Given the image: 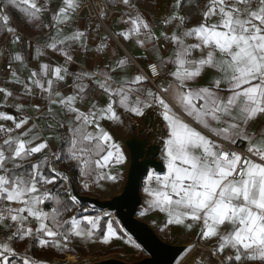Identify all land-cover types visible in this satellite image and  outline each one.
<instances>
[{
  "label": "snow or ice",
  "instance_id": "1",
  "mask_svg": "<svg viewBox=\"0 0 264 264\" xmlns=\"http://www.w3.org/2000/svg\"><path fill=\"white\" fill-rule=\"evenodd\" d=\"M13 13L48 30L35 69ZM0 33V264H79L28 254L36 250L140 247L75 188L123 179L128 156L117 136L150 112L163 168L139 173V215L158 210L165 227L214 240L193 264H264V0H0ZM76 52L92 70H69Z\"/></svg>",
  "mask_w": 264,
  "mask_h": 264
},
{
  "label": "water",
  "instance_id": "2",
  "mask_svg": "<svg viewBox=\"0 0 264 264\" xmlns=\"http://www.w3.org/2000/svg\"><path fill=\"white\" fill-rule=\"evenodd\" d=\"M134 130L117 136L128 156L121 189L108 197L81 192L75 194L81 203L99 211L110 212L120 222L124 232L146 253L140 259L126 260L118 256L99 258L89 264H176L194 241L164 238L153 222L139 215L144 207L139 173L145 168H163L160 159L162 128L158 120L143 119Z\"/></svg>",
  "mask_w": 264,
  "mask_h": 264
},
{
  "label": "crops",
  "instance_id": "3",
  "mask_svg": "<svg viewBox=\"0 0 264 264\" xmlns=\"http://www.w3.org/2000/svg\"><path fill=\"white\" fill-rule=\"evenodd\" d=\"M102 1L104 2V0H102ZM199 2H203V0H199ZM148 11L151 12L152 15L155 16L156 19H159V16L155 13V11L153 9H148ZM43 19H44V22L47 23L48 20H49V16L47 14H45ZM195 22H196V20L194 19L193 20V24ZM14 24H16V23L14 22ZM112 27L113 28H117L116 19H113ZM117 30H118V28H117ZM19 31H20L21 35L24 37L25 47L27 46V42L29 40L32 41L33 48L31 50H29L32 53V55H29L28 59H29V67L35 69L37 67V61L32 58L34 53H35V46L37 44H43V42L47 39V31L48 30L45 29L43 32H39V33H36V34H28V35L24 34L21 30H19ZM157 31H159V29ZM3 47H4V40L2 39L0 41V48H3ZM128 50H129V53L132 56L143 55V50L138 48V47H133L132 45H128ZM50 55H51V60L53 62L59 61L60 63H63V58L62 57H58V56L52 55V54H50ZM42 59L46 60V58H42ZM74 59H75V63L70 66V69H69L70 71H81L82 69L92 70L91 67H90L91 64H92V61L87 56H85L84 53H82V52L74 53ZM46 62H47V60H46ZM105 62H107V57H105ZM0 65L1 66L2 65L3 66L6 65V63L3 61L2 58H0ZM3 72L4 71H2L0 73H3ZM25 75H27V73H25ZM0 79H4V77L0 76ZM206 80H207V77H205L203 80H201V84L205 83ZM6 87L14 88L13 85H6ZM97 99L101 103H104L105 100H106V98L103 97V96H98ZM0 110H5V109H0ZM6 111L12 113V112H14V109H6ZM144 119L147 120V121H148V119L150 121L151 120H158L159 123H160L159 118L155 114H153L151 112L149 114H147ZM8 125L11 126V122H8ZM90 194L98 195V193H96L94 191L91 192ZM99 212H102V211H99ZM147 218L150 219L153 222V224L159 229L160 234L163 235L164 237H166V236H171V237L172 236H179V237H181L183 239H187V240H190V241H195L197 244L203 245V247L201 249H203L205 251L208 248L212 247L213 244H215L214 240L211 243L205 242L203 240H200L199 236H198L199 228H196L191 233H187L183 229L177 228L175 226L165 227L166 214L160 213L158 210L150 212L148 214ZM120 241L121 240L114 241V242L117 243V242H120ZM96 245L101 246L102 244L97 243ZM88 248H89V246H88ZM89 250H90V248H89Z\"/></svg>",
  "mask_w": 264,
  "mask_h": 264
},
{
  "label": "rangeland",
  "instance_id": "4",
  "mask_svg": "<svg viewBox=\"0 0 264 264\" xmlns=\"http://www.w3.org/2000/svg\"><path fill=\"white\" fill-rule=\"evenodd\" d=\"M126 165L120 169V171L123 173V179L125 175ZM123 179L120 180L117 184H112L111 182H104V188L102 189H96L94 192L98 193L100 197H108L111 194L119 191L121 189ZM143 197H145L143 191H142ZM148 215L144 216V218H147ZM122 228V227H121ZM129 237L126 236L125 239ZM168 239H178L181 238L179 236H166ZM183 239V238H182ZM186 241H190L187 239H184ZM124 240H121L120 242H113L110 245H101L98 246L96 244L89 246L90 252L87 256H82L79 254H74L73 256L77 257L79 264H89L90 262L97 260L99 258H105L109 256H118L126 260H132V259H140L145 256V252L141 247L135 248L132 244L125 243ZM133 241V240H132ZM191 242V241H190ZM136 244V243H135ZM194 244H197L194 241ZM203 250L200 247H197L191 251V253H186L176 264H193V260L197 259L199 257V251ZM73 254V253H72ZM70 254V255H72ZM204 255H207V251L204 250ZM67 257L65 255L63 257H52V259H59L62 262H66Z\"/></svg>",
  "mask_w": 264,
  "mask_h": 264
},
{
  "label": "trees",
  "instance_id": "5",
  "mask_svg": "<svg viewBox=\"0 0 264 264\" xmlns=\"http://www.w3.org/2000/svg\"><path fill=\"white\" fill-rule=\"evenodd\" d=\"M19 20H20V15L18 13H13V21L19 25V30H21L24 34L28 35V34H36V33H39L38 31H35L33 30L31 27H24L23 25H20L19 24ZM3 39V33H0V41ZM83 192V191H81ZM86 193V192H84ZM143 199L145 200V197H143ZM84 205V204H83ZM86 206V205H85ZM89 208H92L90 206H87ZM97 212H99V210L96 209ZM104 212V211H102ZM69 215H71V213H69ZM121 227V226H120ZM157 228V227H156ZM157 230L159 231V229L157 228ZM163 236V235H162ZM164 237V236H163ZM166 238V237H164ZM22 248V246H21ZM89 248L87 245H83V246H78L77 249H76V252H74L72 254V252L70 253H67L65 255V257H67L68 255L72 254H79V255H82V256H87L89 254ZM29 255H34L35 258L37 259H52L51 256L45 254L44 252H41L39 250H36L35 253H28ZM63 257V256H62Z\"/></svg>",
  "mask_w": 264,
  "mask_h": 264
},
{
  "label": "built area",
  "instance_id": "6",
  "mask_svg": "<svg viewBox=\"0 0 264 264\" xmlns=\"http://www.w3.org/2000/svg\"><path fill=\"white\" fill-rule=\"evenodd\" d=\"M92 2H93V4H97V5H100L101 7H103V1L102 0H92ZM93 15H95V13L93 12ZM6 70V65H0V72H2V71H5ZM198 247H200V248H202L203 247V245H201V244H198Z\"/></svg>",
  "mask_w": 264,
  "mask_h": 264
},
{
  "label": "bare ground",
  "instance_id": "7",
  "mask_svg": "<svg viewBox=\"0 0 264 264\" xmlns=\"http://www.w3.org/2000/svg\"><path fill=\"white\" fill-rule=\"evenodd\" d=\"M72 256H73V255H68L66 259L68 260V259H69V257H72Z\"/></svg>",
  "mask_w": 264,
  "mask_h": 264
}]
</instances>
